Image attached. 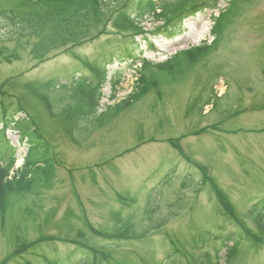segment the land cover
<instances>
[{"label": "rangeland", "instance_id": "obj_1", "mask_svg": "<svg viewBox=\"0 0 264 264\" xmlns=\"http://www.w3.org/2000/svg\"><path fill=\"white\" fill-rule=\"evenodd\" d=\"M229 1L185 19L183 32L171 40L139 36L134 46L156 64L209 45L211 17ZM160 25L151 18L141 23L145 32ZM224 25L211 53L193 63V55L179 54L158 87L110 124L92 135L91 122L84 121L77 134L81 146L68 139L61 119L69 91L49 93L55 100L51 112L25 86L60 75L71 86L90 76L83 61L99 59L102 48L111 54L106 59L118 56L121 43L131 38L103 35L55 51L43 62L33 60L28 48L9 62L0 56V99L21 109L16 118L27 116L48 144L41 151L54 167L48 187L14 199L11 217L0 218V264H264V230L254 223L264 226V0H236ZM8 31L0 23V50L6 54L15 49ZM107 41L117 48L108 49ZM109 63L95 64L107 75L100 109L125 99L140 75V60L133 66L129 60ZM150 71L156 74L154 67ZM118 78L111 99L108 81ZM210 91L222 97L210 99ZM4 140L15 148L16 169L27 144L13 129ZM221 205L231 207L230 217ZM101 232L130 237L100 239Z\"/></svg>", "mask_w": 264, "mask_h": 264}, {"label": "trees", "instance_id": "obj_2", "mask_svg": "<svg viewBox=\"0 0 264 264\" xmlns=\"http://www.w3.org/2000/svg\"><path fill=\"white\" fill-rule=\"evenodd\" d=\"M219 1L203 0L193 6L191 5L193 0H174L173 3L163 0H16V3L10 6L6 0V6L0 8V23L9 28L6 38L7 41L15 43V49L9 54H6L7 50L2 49L0 56L9 62L19 57L17 50L28 48L33 60L43 62L55 51L79 46L97 40L103 35L113 36L120 33L131 38L121 43L120 49L117 50L118 56L106 59L111 54L106 55L108 50L102 48L99 59L96 57L93 61H83L90 76H81L74 80L69 88L70 103L62 112L67 122L69 138L74 144L79 145L81 140L77 139L80 138L77 134L82 131L84 121L91 122L94 128L91 133L106 126L120 113L142 100L152 88L158 87V79L164 78L166 72L173 71L176 65L169 63L179 54L169 61L154 65L156 74L150 71V63L142 62L140 75L132 92L125 99L101 112H99L101 85L107 77L105 69L95 64L106 65L115 60H130L134 64L135 60L139 59L137 45L134 46L137 44L135 38L139 36L145 38L146 35L173 38L182 31L180 24L187 17L203 10H215ZM235 4L236 0H230L226 10L218 17H213L212 45L194 47L182 52L193 55L189 56L190 63L195 62L200 55H206L213 50L212 47L222 36L224 21L230 16ZM167 14L171 16L168 17ZM145 17H150L154 21L160 20L162 25L145 32L141 26ZM111 42L107 41L106 47L110 50L117 48ZM93 67L101 69V73H97L96 77V74L89 70ZM96 78L97 84L94 83ZM118 83L119 78L110 81L113 94L111 99L114 98ZM56 85L63 92L68 90L67 84H60L57 77H51L43 84L36 82L27 87L33 94L51 103L52 100L46 92H52ZM19 113H21L19 107L11 105L6 99H0V126L3 129L17 130L20 142L23 143L25 140L28 146L23 163L16 170L13 169L16 161L15 148L9 145H5L3 150L0 148V217L3 219L6 214H10L8 211L12 209V199L21 198L38 186L48 187L54 176L53 163L41 151L42 146L46 148V144L35 130L29 127L30 122L26 115L15 119ZM2 134L1 130L0 137ZM12 170L14 173L11 176ZM261 228L264 230V226ZM229 251L235 253L234 246Z\"/></svg>", "mask_w": 264, "mask_h": 264}]
</instances>
